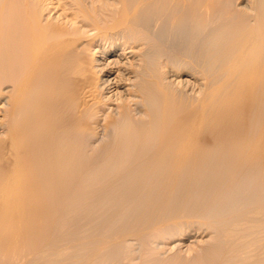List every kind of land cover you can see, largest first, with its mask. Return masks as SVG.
Here are the masks:
<instances>
[{
	"label": "bare ground",
	"instance_id": "1",
	"mask_svg": "<svg viewBox=\"0 0 264 264\" xmlns=\"http://www.w3.org/2000/svg\"><path fill=\"white\" fill-rule=\"evenodd\" d=\"M220 1L114 0L104 5L98 0H0V72L13 71L12 79L8 78L7 82L0 74L5 79H0L1 124L7 129L5 137L0 140V219L7 218L11 225L18 219L26 222L48 217L52 219L55 216L52 206L56 211L55 207L60 206L65 196L71 194V198H76L81 195L78 187L82 175H91L95 171L98 174L100 169L91 164V159L104 157L103 161L105 158L108 161L123 154L125 156L122 158L128 156V160L124 163L121 159L124 164L118 165L124 166L120 167L121 171L116 170L118 173L104 174L102 177L95 173L99 177L97 185L101 188V194L98 190L97 195L90 194V191L87 197V189L83 191L91 207L94 205L98 209L96 198L99 196L100 199L105 189L118 193V202L114 199L112 203L122 204L120 208H133L131 201L140 200V204L142 198H147L143 202L149 201L148 197L152 199L149 204L156 206L155 203L168 200L175 194L177 186L179 188V184L185 182L189 184V190L199 187L198 191L216 188L234 191L235 195H231L233 199H240L242 194H253L258 182L254 185L251 178H258L261 181L258 185L264 188V1L248 3L250 9L244 14L242 12V16L238 7L228 8L223 0L222 3ZM106 2L109 3V0ZM69 22H72V26L79 24L80 27L74 26L70 30ZM78 28L85 29V34L78 35L77 31L83 30ZM101 38L109 48L106 46L101 51L103 53L97 65L93 59L86 57L88 54L82 55L86 58L80 59L79 65L68 61L70 57L90 50ZM137 42L143 44L145 53L160 51L154 44L158 42L166 49L168 59L172 55H179L198 67L206 80L202 96L190 105L186 104L188 106L183 105L182 109L177 108L174 99L171 100L174 97L169 91V83L166 84L168 81L165 83L160 79L162 76L154 66H146L145 55L139 52L142 47L136 48ZM120 45L122 47L117 51ZM128 54L137 58L135 65L128 67L111 59L114 55L124 58ZM67 62L76 66L71 63L69 66ZM116 73L117 76L113 77ZM9 74L5 77H9ZM63 82H69L75 88V94H72L76 100L74 103L68 99L67 90L59 89ZM120 87L124 88L126 97L120 103L110 101L108 93ZM107 104L116 105L112 108L113 113H107L108 117L104 114L109 108ZM91 113L95 116L92 117ZM84 116H91L92 120L88 118L82 127L80 122L86 121ZM120 116L123 120H118ZM79 127L94 130V134L100 133L95 129H100L103 134L98 142L100 144L94 148V141L90 140L95 135L87 140L82 137L85 128L80 131V136ZM87 131L85 133L88 134ZM81 145L88 153L91 152L88 156L91 159L87 160H91V163L80 162ZM115 161L120 163V160ZM186 176H189V181L183 180ZM198 176L201 178L198 179ZM92 184L95 186V183ZM126 186L129 188L121 191ZM164 191L168 194L165 197L162 196ZM112 194L108 196V192H105L102 200H108ZM105 196L108 197L104 199ZM146 203L143 205L147 206ZM115 206L111 204L113 209ZM108 208L109 216L118 218L117 213L112 214ZM257 211L252 209V212H243L233 219L219 222V226L227 232L231 245L218 264H240L239 260H242V264H248L245 261L247 258L242 259V253L240 256L238 254L239 244L242 245L239 236L256 229L258 225L252 227L250 224L255 217L264 219V206L259 213ZM102 214L100 217H103ZM141 214L144 220L143 211ZM77 218L94 221L90 222L91 226L95 223L98 225L95 220H100L92 212L89 215L80 213ZM17 227L15 230L19 229ZM260 228H257L258 233ZM95 231L91 233L94 236ZM100 236L95 239L99 240ZM13 239L12 242H15ZM245 246L241 247L244 249L248 245ZM42 250L37 251L39 257ZM45 251H50V248L45 249L41 257ZM46 254L44 256L54 257L52 253ZM91 257L94 258L93 255ZM37 259H34L35 262ZM92 260V263L90 260V263L86 262L97 264ZM254 261L253 264H264V258Z\"/></svg>",
	"mask_w": 264,
	"mask_h": 264
},
{
	"label": "rangeland",
	"instance_id": "2",
	"mask_svg": "<svg viewBox=\"0 0 264 264\" xmlns=\"http://www.w3.org/2000/svg\"><path fill=\"white\" fill-rule=\"evenodd\" d=\"M99 1H101V2H99ZM104 1L98 0V2L100 4H104V5L111 4L114 0L111 2L109 0V3L106 2L108 0H106L105 2ZM216 1H217V3H219L218 2L219 0H216ZM230 1L231 0H223V2L228 6V8L234 7L236 9V7H238L239 8L238 11L241 12V14H239V15H241V16H242V12L244 14V11L250 9V5H248V3L253 4L254 2H256V3L259 2V0H257L258 2L256 0H254V1L253 0L252 1L251 0H248V1L247 0H236V1L232 0L231 2ZM262 1H264V0H262ZM102 2H104V3H102ZM234 2H236L237 4ZM251 2H253V3H251ZM229 3H231V5ZM260 3H261V0H260ZM234 4H236V5H234ZM60 13H61V11L58 12L57 15H59ZM70 24H69L70 30H71V28L73 29L74 26L75 27L79 26V24H74L72 26V22ZM80 29H83V28H80ZM80 29L78 28V30H80ZM85 31L86 30L83 29V30H80L77 32H78V35H82V34L84 35ZM138 41H140V40H138ZM137 43H139L138 47H136L137 49H139V47L140 48L142 47V50H140L139 52H141L140 55H142V54L145 55L144 62L146 63V66L149 68L151 66L152 67L154 66L157 69V73L160 72L159 75L162 76V77H160V79H162V81L164 80L165 83H166V81H168L166 84L169 83L168 84V88H170L169 91H172L171 93L173 94V97H174V98H171V100L174 99L173 101H174L175 105H178V106L180 104L182 105V106L180 105V107L177 106V108L182 109V108H184L183 105H186V104L190 105L191 102H195L199 97L202 96L203 88H204L203 86H205V83H206L204 81H206V80H205V78H203V74L199 71L200 69L198 67H194L193 65L190 64V62H188L187 59L180 58L179 55H175V57H174V55H172V57H170L168 59L167 58L168 53H167L166 49L161 44H159L158 42L154 43L155 46L159 47V49H160V51H158L157 53H155L154 51H151L150 53H148V52L145 53V48H143V44L140 42H137ZM106 46L109 48L108 44L107 43L104 44V41L101 38L100 40H98L96 42V44L94 43V45L92 47H90V50L83 52L81 55L80 54L74 55V56L70 57L68 59V61L71 60L72 63L79 65V64H81L80 59L82 60V59H85L86 57H88V58L93 59L94 64L96 63L95 65H97V63L100 62L99 56H101V54L103 53L101 51ZM121 47H122V45L118 46L116 48V50L118 51L119 48L121 49ZM86 54H88V55L86 56ZM82 55L86 56V57H83ZM130 55L131 54H128L127 57H124V58H120L119 56L114 55V56H112L111 59H115L120 64H123L124 66L129 67L130 64L135 65L137 63V61H136L137 58L129 57ZM67 63L70 66V63L69 62H67ZM73 66H76V65H73ZM162 66H164V67H162ZM155 68H153V69H155ZM5 71L6 70H4L3 72H5ZM8 71L9 70H7L5 72L6 74L3 72H0L1 75L3 74V77L6 79V81L0 75L1 80L7 82L8 78H9V80L12 79L13 71L12 70H10L9 72ZM11 71H12V74H11ZM8 73H10L9 77L8 76L5 77ZM117 74L118 73H116L113 77H116ZM0 83H2V81H0ZM170 84H171V86H170ZM67 86H69V87L67 88ZM72 87H71V84H69V82H67V83L63 82L60 85L59 89L63 90V91L67 90V92H65V93L66 94L68 93L67 94L68 99L74 103L76 100H75L74 96H72V94L73 93L75 94V88H72ZM69 89H70V91H72V93H69L70 92ZM188 94H190V95H188ZM109 96H110V101L120 103L126 97V93L124 92V88L120 87V88L115 89L114 92L108 93V97ZM70 101H69V103H71ZM188 105H186V106H188ZM115 106H116L115 104H107V107H109V108L104 111V114L106 113L105 114L106 117H108L110 115L109 113L112 112V108H115ZM109 110H110V112H109ZM107 113L109 115H107ZM89 115H90V113H89ZM114 115H115V113H114ZM116 115H117V112H116ZM116 115H115V117H116ZM91 116L94 117L95 114L93 113ZM91 116H90V118H91ZM117 116H119V115H117ZM83 118L86 121L83 120L84 121L83 123L80 122V126H82V127H83V124H86L85 122H88L87 120L89 117L87 118L84 116ZM2 119H3V115H2V112L0 111V140H2L5 137L6 130H7L5 127L3 128L2 124H1ZM120 119H122L121 116H120V118L118 117V120H120ZM91 120H92V118H91ZM89 122H90V120H89ZM84 128H83V130H84ZM83 130H82V128L79 127L78 133L80 134V136L82 134L84 135L85 131H87V130L89 132L93 133V134H90L87 131L88 134L85 133L87 136L82 135V137L83 138L85 137V139H87L89 136L92 137L93 135H95L94 138L90 137L91 140H90V138H89V140H90V142L94 141V142H92L93 144L92 143L91 144L94 148H96L98 142H100L99 140L101 139V135L103 136L101 130L95 129L96 132L100 131L101 134L100 133L94 134L95 131L93 129H91V130H93L94 132L90 131V129L86 130V128H85V131L81 134L80 131H83ZM80 148H81L80 149L81 152H80V156H79L80 158L79 159H80V162H82V164H85L86 162H90L92 160L93 163H91V162L90 163L93 166H95V168L100 169L99 171H101V170H104V171H102V172L98 171V174H97V171H95L94 173L91 174L92 176L90 174L82 175L81 181L79 182L80 184L78 187V190L80 191L81 195L76 197V198H74V196H72V198H71V196H70L71 194H69V196H65L66 198L64 197L62 199V203L60 204V206L57 205V207H55L56 211L53 210L54 206H52V211L55 213V216H56V217L53 216L52 219H50L49 217L45 218L44 220L31 219V220H29L30 222L29 221L26 222L22 219H18V220H15L16 222L15 221L12 222V225H11V221H8L7 218H4V220H7L6 222L4 220L0 219V234H1L0 235V244H1L0 245V264H8V263L9 264L10 263L15 264V262H16V264H18V263L19 264H40L41 262H42L41 264H43L44 262H45L44 264H47V263L48 264H57V263L58 264H71L73 262H75L73 264H88L87 262L90 263V261L92 263V261H93L92 259H94V261H96L97 264H218L224 259L223 256L226 255L227 250H228L229 246L231 245V241L227 235V232L225 231V229H223L222 227L219 226V222L233 219L234 217L238 216L239 214H241L243 212H250V211L252 212V209H253V211H257L258 209L256 210L255 208H259L262 210V207L264 206V188L259 186L260 185L259 183L261 181H259L258 178L257 179L251 178L252 180L251 179L250 180L253 181L254 185L256 184L255 182H258L254 186L255 192L253 191V194H251V195L242 194L240 196L241 197L240 199H238V198L233 199V196L235 195L234 191H226V190L223 191V189H220V188H216V190L213 189V190H207V191L204 189H200L198 191L199 187H197V189H196V187H194L193 189L190 188V190H192V192H191L189 190V184H187L185 182L184 184L182 183L183 185H185V187L182 184H179L180 187L178 188V186H177V188L175 190V194L171 195L168 198V200H163L162 202L155 203L157 207L153 203L149 204V201L151 203L152 199H151V197H148L149 201L145 200V202H143L144 199H147V198H142L143 201H141L140 204L138 203V202H140V200L138 202L137 201H131L132 203L130 202V206H133V208L132 207L131 208L130 207L120 208L119 205L121 206L122 204L119 203V205H118L117 204L118 201L116 200V199H118L117 198L118 193H115V191L110 192V189H109V191H106V189H105L104 191L106 193L108 192V196L110 194L114 193L111 195L114 198H112L111 196L110 197L105 196L104 199H106V197H108V200L107 199L105 200L107 202H105L102 200L103 199L102 197L104 196L105 192L102 194L100 199L98 196L97 198L99 200H97V198H96V203H98V209L100 210L99 211L97 209V207H95L94 205L91 207V204L87 200V199H89L87 197L90 194L95 193L97 195L98 191H99V194H101V191H100L101 188L97 185L98 184L97 181H98L99 177H96V174H97V176L101 175V177L104 176V174H112V173L116 174V172L118 170L121 171L120 167L121 168L124 167V166H118V165L122 164L121 163L122 160H123L122 162L126 163V161L128 160V156L122 158L123 156H125V154H123L122 157H119L120 159L119 158H115V159L113 158L114 160L109 159L108 161L106 160V158L103 161L104 157L101 159L98 158V159H94V160L89 158L91 160L87 161V160H89L88 156L90 157L91 152H89L90 153L89 154L88 151L85 150L83 145H81ZM116 159H117V161L120 160V163H118V162L116 163V161H115ZM111 161H112V163H108ZM114 161H115V163H113ZM106 162L108 163V165H106L107 164ZM99 164H101V165H99ZM109 164H112V165L110 166ZM97 165H98V167H96ZM122 165H124V164H122ZM186 177H184L183 180L189 181V178H188L189 176L187 177V179H186ZM199 177L200 176H198V179H199ZM96 178H97V180H96ZM93 179H95V180H93ZM195 179H197V176ZM89 181H91V182H89ZM93 181H95V182H93ZM86 182H87V184H86ZM92 183H95V186L97 185V187H95L94 184H92ZM92 187H94V188H92ZM125 188L126 189L129 188V186H126L124 188L122 187L121 191H125L126 190ZM92 189H94L95 191ZM178 189H179V191H177ZM194 189L196 190V192ZM85 190L87 191V193L85 192ZM201 190H202V192H200ZM83 191L85 192L87 197L85 196ZM90 191H91V193L89 194L88 192H90ZM209 191L212 192V195L210 194ZM179 193H181V195ZM206 193H208V194H206ZM237 194L238 193L236 192V195ZM82 195H83V197H82ZM105 195H107V194H105ZM165 195H166V193L164 191L162 196L165 197ZM231 195H233V196H231ZM195 197H197L198 199ZM175 198H176V201H175ZM202 198H204V199H202ZM114 199L117 202L112 203L113 202L112 200H114ZM195 199H197L198 201ZM100 200L103 201V202L102 201L100 202L101 204L98 202ZM171 200H172V202H171ZM108 201H111V202H109V204H108ZM146 201L148 203H146ZM165 201L166 202L168 201V203H165ZM104 202H105L106 207L104 206V208H103ZM135 202H136V204H133ZM93 203L95 205H97L95 202H93ZM145 203L147 206L143 205ZM161 203H163L164 206ZM111 204H112V207L115 205H117V207L115 206V209H113L111 207ZM159 204H160V206H159ZM87 205H89V207H91L90 209H89V207H87L88 210L86 208ZM134 205L135 206L140 205V206L139 207L137 206V208H138L137 209V208H135ZM142 205L145 207H143ZM150 205H152V206H150ZM255 205H257V206H255ZM154 207H156V208H154ZM193 207H194V209H193ZM106 208H108L109 211H112V214H113V212L117 213L118 218L115 217L116 221H113L115 218L112 219L109 216V212L106 210ZM128 208H130V209L128 210ZM164 208L166 210H164ZM149 209H151V210H149ZM124 210H126V211H124ZM134 210H136L137 212L135 211V213H134ZM139 210L143 211V214L145 215V216H143V218L144 217L145 218L149 217V218H146V219L144 218V220L141 219L142 217H140V215H142L141 214L142 211H140L141 212L140 213ZM144 210H145V212H144ZM163 210H164V212H163ZM191 210L192 211L194 210V211L190 212ZM261 210H258L257 213H259V211H261ZM96 211H99V212H96ZM149 211H150V213L152 212V213H155V214L157 213V214L155 215V214L151 213L152 214V216H151ZM91 212L95 213L98 216L97 219L100 218L99 221L95 220L96 222H98V225L96 223H95L96 225L93 223L95 226L94 225L91 226L92 223L90 224V222H94V221H92V220L89 221L90 219H88V220H82L83 221L82 222L81 219L77 218V215H79L80 213H86L87 215H89V214H91ZM104 212H105V214L103 215L102 213H104ZM118 212L119 213L121 212L122 214L120 213L121 214L120 215ZM136 213H138L137 217H139L141 219V221L139 218L136 217L137 218L136 219L134 217V215L136 216ZM101 214L103 217L104 216L105 217L104 218L100 217ZM126 214H128V215H126ZM158 214L160 217L158 216ZM74 217L76 219H74ZM132 217H134L135 219ZM130 218H132V219H130ZM255 218L253 219L252 223H250V224L252 225V227H253V225H255V227L258 225L256 227V229L255 228H254L255 230L252 229L254 231H252V232L249 231V233H247V235L243 234V236H242V234H241L239 236V243L241 242L243 246H244V244L246 246L247 245L248 246L247 247L245 246L247 249L246 248L243 249V247H241L242 245L239 244L238 254L240 256L242 253V256H243L242 259L247 258V260H245V261L248 264L250 262H251L250 264H253V261L255 259H256V261H259V258L260 259L264 258V248H263V246H264V242H263L264 241L263 240L264 239V234H263L264 233V219L261 216H257ZM64 219H66V220H64ZM63 220L66 222V224ZM18 221H19V223H17ZM75 221L80 222V223H77ZM85 221H87L88 223L87 222L85 223ZM7 222H8V224H6ZM31 222H33V223H31ZM13 223L19 224L18 227H19V229L22 228L21 231L19 229L15 230V228L17 227V224H13ZM31 224H32V226H31ZM87 225L89 226V228ZM108 225L110 227H108ZM91 227L94 229L96 228V231L94 229H92ZM258 227L259 228L261 227L260 228L261 230L259 233H258L259 229H257ZM90 229L92 230V232ZM16 231H19L17 233L18 235L16 234L19 239L16 238L17 236L15 237ZM93 231L96 232V234H95L96 236H94V234L93 235L91 234V233H93ZM261 231H263V232H261ZM104 232H105V234L106 233L107 234L105 235ZM251 233H252V235H251ZM86 234H88V235H86ZM248 234H249V236H248ZM98 235L102 236V238H101V236L99 237V240L97 239ZM73 236H74V238H73ZM69 237H70V239H69ZM95 237H97L96 238L97 240L95 239ZM242 237H243V239H242ZM92 238L95 240H93ZM246 238H247V240H246ZM257 238H259V239H257ZM12 239L14 241L15 240L16 241L12 242ZM65 239H67V240L65 241ZM100 239L101 240L103 239V240L101 241ZM252 240H254V241H252ZM60 241H62L63 243L62 242L60 243ZM67 241H68V243H67ZM245 241H247V243ZM22 242H23V244H22ZM80 242H83V243H80ZM13 243L15 244V247H14ZM256 243L258 245H256ZM260 243H261V245H260ZM81 244L83 246H81ZM84 244H86V245H84ZM101 244H102V246H101ZM93 245L95 247H93ZM74 246H76L77 248ZM79 246H81V250H83L84 252L79 250L80 249ZM91 246L93 247L92 249H91ZM249 246L251 248L256 246L257 249H255V247L253 249H250V248H248ZM43 247L46 250L50 248V251H48V252L45 251L44 253H48L46 255H50L52 253L54 257L52 258V256H50V257L44 256V253L41 257V253L45 250ZM66 247L69 249L62 251V249H67ZM97 247H98V249H97ZM41 249H43V250L41 251V253H39L40 254V257H39L38 252H40ZM245 249L248 251L246 252ZM260 249H262V250H260ZM53 250H55V252H53ZM239 250H241V251H239ZM64 251H66V253L68 251L69 252L66 254ZM262 251H263V253H262ZM76 252L78 254H76ZM82 253H83V255H82ZM94 253H96V254L99 253V254L96 255ZM11 254H12V256H11ZM72 254H74V255L72 256ZM84 254H86V255L88 254V256H85ZM89 254L91 256L93 255L94 258L91 257ZM247 254H248V256H247ZM250 254H252V255H250ZM77 256H78V258H77ZM80 256H81V259L79 258ZM82 256H85L84 258H86V259H84V258L82 259ZM89 256H90V258H89ZM262 256H263V258H262ZM6 257H7V259H6ZM43 257H46L48 260L49 259L51 260V258H52V260L51 261L49 260L47 262V259L45 258V259H42L43 261L46 260L43 262L41 260V258H43ZM70 257H73V259H71ZM75 257H76V259H75ZM34 259H37L36 262ZM250 259H253V260L249 261ZM77 260H79V261H77ZM100 260H102V261H100ZM28 261L30 263H28ZM52 261H54V262H52ZM256 261H254V262H256ZM239 262H240V264H242V260H239Z\"/></svg>",
	"mask_w": 264,
	"mask_h": 264
}]
</instances>
